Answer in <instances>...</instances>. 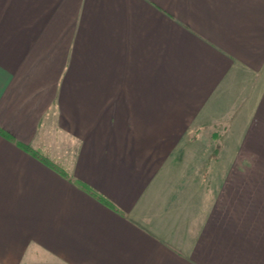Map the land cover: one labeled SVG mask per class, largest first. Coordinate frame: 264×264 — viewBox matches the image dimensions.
<instances>
[{"label":"crops","instance_id":"1","mask_svg":"<svg viewBox=\"0 0 264 264\" xmlns=\"http://www.w3.org/2000/svg\"><path fill=\"white\" fill-rule=\"evenodd\" d=\"M0 264H264V0H0Z\"/></svg>","mask_w":264,"mask_h":264},{"label":"rangeland","instance_id":"2","mask_svg":"<svg viewBox=\"0 0 264 264\" xmlns=\"http://www.w3.org/2000/svg\"><path fill=\"white\" fill-rule=\"evenodd\" d=\"M207 136V135H206ZM208 137V136H207ZM209 138V137H208Z\"/></svg>","mask_w":264,"mask_h":264}]
</instances>
